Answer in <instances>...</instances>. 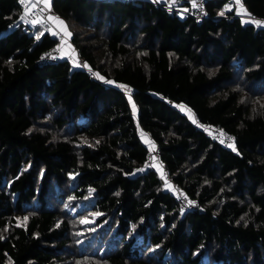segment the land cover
I'll return each mask as SVG.
<instances>
[{
  "label": "trees",
  "instance_id": "obj_1",
  "mask_svg": "<svg viewBox=\"0 0 264 264\" xmlns=\"http://www.w3.org/2000/svg\"><path fill=\"white\" fill-rule=\"evenodd\" d=\"M50 4L96 80L42 63L57 40L0 0V264H264V28L216 0L200 23L149 0Z\"/></svg>",
  "mask_w": 264,
  "mask_h": 264
},
{
  "label": "built area",
  "instance_id": "obj_2",
  "mask_svg": "<svg viewBox=\"0 0 264 264\" xmlns=\"http://www.w3.org/2000/svg\"><path fill=\"white\" fill-rule=\"evenodd\" d=\"M30 1L31 0H24V2L22 3V0H18V3L22 10L23 21L28 25L39 27L45 34L51 35L58 42L56 46L43 53V55L41 56V62L45 64H50L56 63L61 59H65L69 61L75 69L88 72L90 79L96 80L95 75L86 70L87 62L85 58L78 53L75 47L74 51L76 52V56L74 58H72L71 56L62 57L60 55L61 44L65 41L69 42V39L63 33L57 32L56 29H54L52 23L49 20V16H55L52 10H48L40 4L33 6ZM52 1L53 0H47V2ZM149 1L156 4L157 6H161L170 13H182L185 17H189L198 23H200L207 17V2L209 0H195V7L193 6V0H175V2H173V0ZM245 19L252 23H254L253 21L257 20L264 22V19L253 14H250L249 16L245 17ZM254 24L257 25L256 23ZM257 26L264 28V23ZM201 129L204 131L206 136L217 141L223 147L232 148L229 147V145H233V138L224 130L212 128L207 125L201 126ZM221 141H223V143ZM144 168L146 171L159 170L162 173L164 179L166 181L169 180L167 169L165 168V166L162 165L160 161V151L156 146H154L151 152L147 155V158L144 163ZM172 188L178 196L180 202L179 208L182 212L199 209L198 203L189 201V199H187L181 193L179 187L172 185Z\"/></svg>",
  "mask_w": 264,
  "mask_h": 264
},
{
  "label": "rangeland",
  "instance_id": "obj_3",
  "mask_svg": "<svg viewBox=\"0 0 264 264\" xmlns=\"http://www.w3.org/2000/svg\"><path fill=\"white\" fill-rule=\"evenodd\" d=\"M45 8H46V4H45V2H43V4H42ZM47 5H48V3H47ZM232 8V5L230 4H228L227 2H223V7H222V9L223 10H225V11H223V12H230L229 10ZM178 16L179 17H184V15L182 14V13H179L178 14ZM57 31V30H56ZM57 32H59V31H57ZM36 33L39 35V36H41L42 34H44V32L42 31V29H40V28H37L36 29ZM61 33H63L68 39H69V42H63L62 44H61V51H60V55L62 56V57H66V56H71L72 58H74L75 56H76V52L74 51V45H73V43L71 42V40H70V37H71V35H69L68 34V32H61ZM72 43V44H71ZM112 84V83H111ZM113 85H115V86H118L116 83H113ZM120 87V86H119ZM122 90H123V92L127 95V97L129 98V100H131V94H132V92H131V89L130 88H127V87H123L122 88ZM130 90V91H129ZM132 108H133V105H132ZM183 113H185V114H187V115H189L190 116V112L188 111V110H186L184 107H180L179 108ZM140 138H141V140L147 145V146H149V149H152V144L150 143V144H148V137L142 132V131H140ZM148 138V139H147ZM149 141H150V139H149ZM163 180H164V178H163ZM164 187H165V189L167 190V191H169V192H173L174 193V191L172 190V188L170 187V184L168 183V182H166L165 181V184H164Z\"/></svg>",
  "mask_w": 264,
  "mask_h": 264
},
{
  "label": "crops",
  "instance_id": "obj_4",
  "mask_svg": "<svg viewBox=\"0 0 264 264\" xmlns=\"http://www.w3.org/2000/svg\"><path fill=\"white\" fill-rule=\"evenodd\" d=\"M216 1H218L219 2V4L221 5V9H222V7H223V2H227L229 5L231 4L232 5V8L229 10V11H232V10H234L235 11V14L237 15V16H239L245 23H250V24H254V23H252V22H250V21H248V20H246L245 19V17H247V16H249L250 15V13H247L246 12V10L244 9V7H242L241 8V2H240V0H239V3H237V0H216ZM31 3H32V5H34V6H36V5H38V4H40V5H42L43 4V2H45V1H42V0H31L30 1ZM48 3V5L46 6V9H48V10H51V4H50V2H47ZM43 6V5H42ZM223 10V9H222ZM223 11H225V10H223ZM50 17H55V18H57L56 16H49V20H50V22L52 23V25H53V27H54V29H56L57 31H59V32H68V30H67V26L65 25V23H63V24H59V23H57V22H54L52 19H50ZM245 19V20H244ZM57 20L58 21H61L60 19H58L57 18ZM69 33V32H68ZM148 138H149V136L148 135H146ZM147 138V139H148ZM150 139V138H149ZM149 139H148V144H152V148L154 147V144H153V142H152V139H150V141H149ZM170 187L172 188V185L170 184Z\"/></svg>",
  "mask_w": 264,
  "mask_h": 264
},
{
  "label": "snow or ice",
  "instance_id": "obj_5",
  "mask_svg": "<svg viewBox=\"0 0 264 264\" xmlns=\"http://www.w3.org/2000/svg\"><path fill=\"white\" fill-rule=\"evenodd\" d=\"M24 2V0H22V3ZM173 2H175V0H173ZM237 3H239V0H237ZM45 4H46V6H47V0H45ZM34 6V5H33ZM193 6L195 7L196 6V4H195V0H193ZM243 6L241 5V8H242ZM221 15H223V12H221L220 13ZM50 19H52L54 22H57V23H59V24H63V22L62 21H58L57 20V18H55V17H50ZM254 23H256L257 25H260V24H262V23H264V22H262V21H253ZM69 35H70V33H69ZM109 83H111V81H109ZM130 91V90H129ZM133 110L135 111V105H133ZM193 122L195 123L196 121H195V119L193 118ZM222 143H223V141H221ZM229 147H233V150H235V147H234V145H229ZM26 219V218H25Z\"/></svg>",
  "mask_w": 264,
  "mask_h": 264
},
{
  "label": "water",
  "instance_id": "obj_6",
  "mask_svg": "<svg viewBox=\"0 0 264 264\" xmlns=\"http://www.w3.org/2000/svg\"><path fill=\"white\" fill-rule=\"evenodd\" d=\"M112 83V84H111ZM110 84L113 86V82H111Z\"/></svg>",
  "mask_w": 264,
  "mask_h": 264
}]
</instances>
